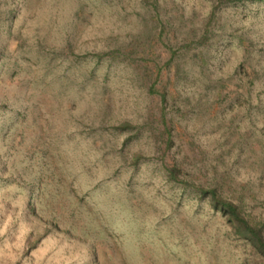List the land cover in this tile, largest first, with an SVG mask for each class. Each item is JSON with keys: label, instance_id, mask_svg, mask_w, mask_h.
<instances>
[{"label": "rangeland", "instance_id": "1", "mask_svg": "<svg viewBox=\"0 0 264 264\" xmlns=\"http://www.w3.org/2000/svg\"><path fill=\"white\" fill-rule=\"evenodd\" d=\"M264 0H0V264H264Z\"/></svg>", "mask_w": 264, "mask_h": 264}, {"label": "trees", "instance_id": "2", "mask_svg": "<svg viewBox=\"0 0 264 264\" xmlns=\"http://www.w3.org/2000/svg\"><path fill=\"white\" fill-rule=\"evenodd\" d=\"M198 191L203 195L209 194L212 205L228 215V220L234 227L235 232L242 238L248 240L264 256V239L260 229L250 226L246 220L237 214L236 207L232 203L217 197L214 190L208 192L204 188L198 187Z\"/></svg>", "mask_w": 264, "mask_h": 264}]
</instances>
